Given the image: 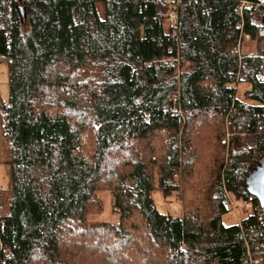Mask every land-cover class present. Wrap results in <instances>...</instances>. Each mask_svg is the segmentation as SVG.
Masks as SVG:
<instances>
[{"label":"trees","instance_id":"1","mask_svg":"<svg viewBox=\"0 0 264 264\" xmlns=\"http://www.w3.org/2000/svg\"><path fill=\"white\" fill-rule=\"evenodd\" d=\"M241 1L179 0L174 25L167 0H0V264H90L93 236L116 264H148L129 250L140 232L167 264H264L246 185L264 155V15ZM242 20L258 50L239 62ZM181 169L177 217L152 193L177 198ZM101 191L116 223L90 219ZM225 191L251 201L229 226Z\"/></svg>","mask_w":264,"mask_h":264},{"label":"rangeland","instance_id":"2","mask_svg":"<svg viewBox=\"0 0 264 264\" xmlns=\"http://www.w3.org/2000/svg\"><path fill=\"white\" fill-rule=\"evenodd\" d=\"M257 42L253 41L252 39L249 40H244L242 44V49L241 52L244 54H256L257 53ZM250 88V84L247 82H241L238 85L237 89V95L240 98H244V92ZM9 97V81H8V72L5 64L0 63V98L3 100H7ZM201 165V164H200ZM201 169L204 168L203 165L199 166V163L196 165V169ZM177 184L180 186L179 188V196L176 198L175 195H169V196H164L161 191H154L152 193V197L154 199V202L158 208V210L162 213H169L173 216L181 217L182 216V192L185 188V182H184V174L182 172V169L179 171L178 174L174 175ZM200 178V175L197 176L196 179ZM107 179H102L103 182H105ZM9 187V177L7 175V167L0 163V190L1 189H7ZM100 195L104 201V211L102 213H97L93 214L90 219L92 220H98V221H111V222H117L118 221V215L114 214L111 208V193L109 191H101ZM232 195V194H231ZM233 196V195H232ZM251 208H245V210H250ZM245 210L239 211L237 214L233 211L230 210L227 213H225L222 217V221L225 225H234L240 222L241 218L245 216ZM134 217L137 219L138 217L134 215ZM141 238L137 239L139 242L137 245H132V247L129 248L133 249L135 251V254L137 255L138 248L142 246L145 256H143V261H146L148 264H167V255L160 250V246L155 244L153 241H150V239L147 237V233L143 232L141 233ZM93 240H88L86 239L84 243V249L86 252V257L89 259L90 264H104V262H107L112 264V262H118L117 257L120 256L122 257L123 255V250L121 252L119 251L120 254H112V252L105 253L104 250L101 247L104 246H110L108 243L101 245L99 244L100 238L97 236L92 237ZM122 243L120 242L119 245ZM132 253L129 252L128 255L124 258L130 259L131 262H139L140 257L136 256L135 258L131 259V257L134 255H131L129 258H127L130 254Z\"/></svg>","mask_w":264,"mask_h":264},{"label":"built area","instance_id":"3","mask_svg":"<svg viewBox=\"0 0 264 264\" xmlns=\"http://www.w3.org/2000/svg\"><path fill=\"white\" fill-rule=\"evenodd\" d=\"M178 2H179V0H168V3L172 6V12L175 15V19L173 21L174 25L177 22V5H178L177 3ZM244 5L253 6L256 9L258 14L264 15V0H254L252 2L249 1V2H246ZM242 8L240 9V12L242 11ZM240 23L238 25V28L241 29V34H240V38H239L237 44L239 45L240 52H241L243 41L244 40H249L250 39V35L243 30V27L241 26ZM263 57H264V53H263ZM262 74H264V66H263ZM240 83H238L237 85H235L233 87L237 90L238 89V85ZM230 197L235 198L234 196H230ZM250 207H251V203H249L247 200H244V199H242V200L236 199V200H232V202H231V210H233L236 214L239 211H243V210H245V208H250Z\"/></svg>","mask_w":264,"mask_h":264},{"label":"water","instance_id":"4","mask_svg":"<svg viewBox=\"0 0 264 264\" xmlns=\"http://www.w3.org/2000/svg\"><path fill=\"white\" fill-rule=\"evenodd\" d=\"M246 185L252 197L259 202L264 220V155L261 156L255 168L246 176Z\"/></svg>","mask_w":264,"mask_h":264},{"label":"bare ground","instance_id":"5","mask_svg":"<svg viewBox=\"0 0 264 264\" xmlns=\"http://www.w3.org/2000/svg\"><path fill=\"white\" fill-rule=\"evenodd\" d=\"M254 1V0H253ZM246 2H249V1H246V0H242L241 2H240V4L238 5V8H237V13L239 14V15H242V13H243V8L244 7H253V6H247V5H244ZM167 3H168V0H167ZM244 5V6H243ZM243 7V8H242ZM242 8V11L240 12V9ZM254 8V7H253ZM255 9V8H254ZM255 11H256V9H255ZM257 12V11H256ZM170 14H171V18H172V23H173V21H174V19H175V15L173 14V12H172V7H171V9H170ZM258 14V13H257ZM261 15V14H260ZM177 21H178V8H177ZM239 23H240V21H238L237 22V24H236V28H238V25H239ZM241 26L244 28V23H243V20L241 21ZM239 30V29H238ZM250 35V34H249ZM251 39V38H250ZM238 43V42H237ZM236 43V45L234 46V48H233V50L237 53V55H238V58H239V62L242 60V58H243V54L244 53H242V52H240V47H239V45ZM242 49V48H241ZM178 57H176V60L178 61ZM242 75L240 74V73H238L237 75H236V81H234V82H231V83H228V86L229 87H233V86H235V85H237L238 83H240L241 81H242V77H241ZM225 193H226V197H227V200H228V203H229V207L231 208V202H232V200H236L235 198H233V197H230V196H232L231 195V193L230 192H228V191H225ZM249 203H251V201H249V200H247Z\"/></svg>","mask_w":264,"mask_h":264}]
</instances>
